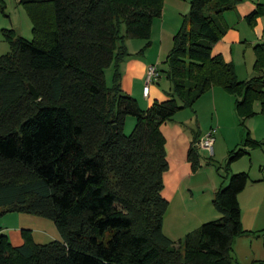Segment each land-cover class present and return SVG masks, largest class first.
<instances>
[{
    "label": "trees",
    "instance_id": "obj_1",
    "mask_svg": "<svg viewBox=\"0 0 264 264\" xmlns=\"http://www.w3.org/2000/svg\"><path fill=\"white\" fill-rule=\"evenodd\" d=\"M241 1L190 0L167 56L170 96L142 109L118 73L107 86L105 69L129 53L127 39L150 45L164 0H21L34 36L6 30L12 50L0 56V212L51 218L62 239L37 243L23 230L25 241L13 245L0 233V264H234L233 242L247 233L238 195L249 173L229 170L247 146L262 143L249 137L229 152L227 184L213 197L222 217L176 242L164 232L169 159L161 125L215 86L236 96L243 120L257 113L255 102L264 113V78L241 80L213 54L228 28L224 12ZM263 12L259 4L247 19ZM256 50L262 69L264 46ZM130 114L137 123L126 134ZM188 158L197 170L196 142Z\"/></svg>",
    "mask_w": 264,
    "mask_h": 264
},
{
    "label": "crops",
    "instance_id": "obj_2",
    "mask_svg": "<svg viewBox=\"0 0 264 264\" xmlns=\"http://www.w3.org/2000/svg\"><path fill=\"white\" fill-rule=\"evenodd\" d=\"M259 4L264 7V0H242L236 7L226 10L224 18L228 25L227 31L213 47V54H220L227 62H231L238 77L244 81L255 77L264 78V67L256 68V47L264 46V12L252 22L247 19V15ZM163 42L162 34L160 44ZM152 64L157 63L148 57L128 62L121 80L123 92L137 98L142 108L149 107L155 101L166 100L172 91V83L169 79H163L161 69L160 77L150 85L149 95H144L147 70ZM236 100V96L215 86L202 95L192 108L180 109L171 120L161 125L169 159V169L164 174L163 195L169 201L164 216V232L176 242L203 223L222 217V213L213 204V197L227 182L226 175L205 170L201 164L200 150L206 149L198 146L201 138L211 130L217 131L218 137L214 143L218 144V150H223L224 145L227 150H233L239 144L243 145L249 137L262 143L258 147L247 146L248 153L244 157L256 156V151L264 147V113L261 112V103L255 102L257 113L243 120L237 113ZM206 114L209 115L207 121ZM194 142L200 155V167L197 170L192 168L188 158ZM213 154H216L215 146ZM236 163L240 162L232 163L234 171L242 168L241 164L237 167ZM259 169L263 171L258 173L259 177H253L249 172L248 183L238 198L242 221L264 226V158L259 160Z\"/></svg>",
    "mask_w": 264,
    "mask_h": 264
},
{
    "label": "rangeland",
    "instance_id": "obj_3",
    "mask_svg": "<svg viewBox=\"0 0 264 264\" xmlns=\"http://www.w3.org/2000/svg\"><path fill=\"white\" fill-rule=\"evenodd\" d=\"M189 6L190 0H164L162 14L153 20L150 45L147 46L148 41L146 39H127L125 42L129 53L123 57L118 65L114 62L105 69L107 86L112 87L115 84L117 73L121 85L126 64L132 60H141L146 57L157 63L156 65L163 71V79L168 80L167 56L173 49L174 35L182 27L184 20L188 18ZM123 26L125 27L124 24ZM6 30H15L23 37L33 39V22L21 0H0V56L12 50V44L5 34ZM162 34L164 42L160 44ZM140 45H142L141 48H139ZM138 105L141 107L140 102ZM149 107L141 108L148 109ZM205 120H209L208 114H206ZM136 123V117L132 114L128 115L125 120L124 132L126 134L132 133ZM214 137L215 139L218 137L217 131L214 133ZM214 146L216 154L213 155H209L207 150H200L201 164L205 166L206 171L215 172L218 175H227L225 167L231 150H227L225 145L223 150H218L217 143H214ZM261 158H264V147L256 151V156H243V158L234 161L240 162L236 163V166L241 164L242 168L234 171V165L231 164L229 171L231 173L246 171L250 172L253 177H255L254 175L259 177L258 173L263 172L259 169ZM226 184L227 182H225ZM259 225L262 224L247 220L242 221L243 230L247 233L237 236L233 242L231 256L234 264H264V226ZM23 230L29 231L37 243H48L52 240L62 239L56 223L51 218L26 211L0 212V233L6 234L13 245H20L25 241L22 235Z\"/></svg>",
    "mask_w": 264,
    "mask_h": 264
},
{
    "label": "built area",
    "instance_id": "obj_4",
    "mask_svg": "<svg viewBox=\"0 0 264 264\" xmlns=\"http://www.w3.org/2000/svg\"><path fill=\"white\" fill-rule=\"evenodd\" d=\"M160 75H161V71L158 65L152 64L148 67L145 86H144L145 96L149 95L151 83L157 80L160 77ZM214 133H215V130L209 131L198 142V146L203 147L204 149L208 150L210 155H213L214 153V142H215Z\"/></svg>",
    "mask_w": 264,
    "mask_h": 264
},
{
    "label": "water",
    "instance_id": "obj_5",
    "mask_svg": "<svg viewBox=\"0 0 264 264\" xmlns=\"http://www.w3.org/2000/svg\"><path fill=\"white\" fill-rule=\"evenodd\" d=\"M30 87V91L33 94L34 98L37 99L38 98V93L36 88L34 87V85H32L31 83L29 84ZM116 127V126H115ZM117 128V127H116Z\"/></svg>",
    "mask_w": 264,
    "mask_h": 264
}]
</instances>
